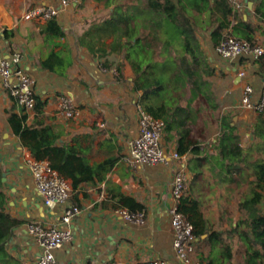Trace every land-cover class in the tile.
I'll use <instances>...</instances> for the list:
<instances>
[{
	"label": "crops",
	"instance_id": "1",
	"mask_svg": "<svg viewBox=\"0 0 264 264\" xmlns=\"http://www.w3.org/2000/svg\"><path fill=\"white\" fill-rule=\"evenodd\" d=\"M239 3L245 19L246 14H251L253 3L251 7L245 0ZM37 4L57 5V0H0V29L11 32L6 39L8 47L24 54V68L35 80V97L44 102L42 113L36 114L34 108L24 111L27 123L32 124L38 119L51 125L59 134V141L81 150L90 165L108 159L113 165L101 179L83 184L76 193L71 192L68 202L52 207L45 205L27 166V160L33 157L8 123L10 112L20 113L22 110L8 92L0 88V190L7 196L5 212L19 221L6 244V255L0 253V264H24L32 260L38 247L28 234L26 224L64 226L61 215L69 204L78 206L80 212L69 225L73 231L72 240L54 252L56 264H145L155 259L182 264L173 248L168 214L173 201L172 167L132 165L128 161L130 141L139 131L138 106L141 105V92L133 88L132 72L125 64L121 65V72L116 69L117 75H114L110 70L123 62L121 55L109 54L97 59L78 44V37L97 19L101 5L95 0H72L68 7L62 8L56 19L65 35L56 39L58 45H53L40 31L47 20L26 16ZM250 19L264 30V23L257 17L251 14ZM255 36L256 44L264 43L263 31L258 30ZM202 39L206 45L202 44ZM200 41L210 62L217 58L223 63L221 69L227 74L229 84L226 107L237 112L232 123L236 124L241 146L247 148L252 144L251 126L257 113L241 107V84L249 81L257 96L264 82V72L257 59L222 58L215 51L207 31L201 32ZM51 50H61L65 56L64 75L41 67L40 60ZM106 61L109 70L104 71L101 65ZM238 69L245 70V78H238ZM65 93L78 108L73 118H66L58 110L59 95ZM188 127L182 128L181 134L190 132L198 139L203 138L201 132L191 127L189 131ZM217 135L216 125L209 124L208 138L214 141ZM176 137V133L169 138L166 132L163 133L162 146L166 151L175 149ZM207 149L214 152L211 147ZM199 158L201 160L190 153L183 154L189 177L185 198L190 204L197 201L208 230L198 237L195 254L204 261L221 258L218 242L205 239L208 232L216 231L232 247V264H241L245 259V244L233 229L243 216L238 209L240 188L218 179L206 169V159ZM120 195L132 196L144 206L143 224L128 221L117 213ZM261 208L264 211V202Z\"/></svg>",
	"mask_w": 264,
	"mask_h": 264
},
{
	"label": "trees",
	"instance_id": "2",
	"mask_svg": "<svg viewBox=\"0 0 264 264\" xmlns=\"http://www.w3.org/2000/svg\"><path fill=\"white\" fill-rule=\"evenodd\" d=\"M95 1L101 5L98 17L78 37V44L97 59L109 54L121 55L123 62L118 63L116 69L121 72V65L129 66L133 88L141 92L143 108L164 120L163 133L166 132L168 138L177 134L175 150L181 155H195L198 160L205 158L207 170L221 181L240 188L238 209L243 216L233 229L245 244V259L241 264H264V211L261 208L264 202V108L251 126V146L242 147L236 124L232 123V112L221 109L218 94L212 88L209 76L214 71L200 41L201 32L207 31L215 46L226 32L256 43V32L264 33V30L253 24L250 16L253 14L264 23V0H249L253 9L245 19L241 4L237 6L230 0ZM40 31L53 45H58L56 39L65 35L56 17L48 19ZM10 33L2 32L5 39ZM257 61L264 72V56ZM108 64L102 62L105 67ZM40 65L60 75H64L67 67L61 50L48 52ZM35 99L34 110L36 114L42 113L44 102ZM8 123L34 159L46 160L70 181L73 193L83 184L101 179L113 165L109 159L90 165L81 150L59 141L60 136L51 125L38 119L28 124L26 112H10ZM209 124L218 129L214 141L207 136ZM188 126L201 132L203 138L198 139L190 132L181 134V129ZM208 147L214 152H208ZM117 201V209L145 215L144 206L134 197L120 195ZM6 202L7 196L0 190V253L4 256L13 228L19 223L5 212ZM179 208L192 223L197 237L207 233L206 220L197 201L190 204L184 197ZM220 235L213 231L205 238L218 242L221 254L218 261L210 258L205 261L207 264H232V247Z\"/></svg>",
	"mask_w": 264,
	"mask_h": 264
},
{
	"label": "built area",
	"instance_id": "3",
	"mask_svg": "<svg viewBox=\"0 0 264 264\" xmlns=\"http://www.w3.org/2000/svg\"><path fill=\"white\" fill-rule=\"evenodd\" d=\"M239 5L238 0H230ZM72 0H57V5L37 4L31 8L26 16L40 20H48L58 16L62 8L70 5ZM215 51L226 60L250 57L258 59L264 56V43L256 44L236 37L226 32L223 38L215 46ZM24 54L16 49L10 50L6 39L0 29V88L6 90L13 98L16 105L24 112L32 110L35 106V80L24 65ZM104 71L109 68L101 65ZM117 75V70H110ZM238 78H245L243 69L237 70ZM240 105L256 113L264 108V82L257 96L254 95L253 85L249 81L242 84ZM58 110L66 118H73L78 113V108L68 94H60L58 98ZM139 131L129 145L128 161L132 165L163 164L172 167L171 194L173 201L168 208L170 226L173 232V248L177 259L182 264H207L196 254L195 249L198 237L194 234V227L180 210L179 205L188 191V171L183 163V155L175 149L166 151L162 146L164 120L148 113L143 106H138ZM100 125H103L101 123ZM27 166L31 172L37 192L43 197L45 205L52 207L68 202L72 188L70 181L53 169L46 160L29 158ZM124 219L143 224L145 215L142 212L129 213L126 210H116ZM80 212L78 206L69 204L61 215V223L64 226H44L37 222L26 224L30 234L38 247L37 255L24 264H56L55 250L71 241L73 231L70 228L72 219ZM152 264H168L165 260L155 259Z\"/></svg>",
	"mask_w": 264,
	"mask_h": 264
},
{
	"label": "rangeland",
	"instance_id": "4",
	"mask_svg": "<svg viewBox=\"0 0 264 264\" xmlns=\"http://www.w3.org/2000/svg\"><path fill=\"white\" fill-rule=\"evenodd\" d=\"M238 1L240 2L241 0H238ZM202 40H203L202 44L206 45V43L204 42V39H202ZM107 41H109V39ZM209 54H211V56H214L212 52H210ZM221 64H223V63L220 62V60H218L217 58L213 59V61L211 62V66H213V71L214 72H213L212 75L209 76V79L212 82V88L218 94V101L220 103L221 109L223 111H225V110L226 111H231L232 114L234 115L237 112H235L232 109H229V108L226 107L227 106L226 104H228V101H229V99L227 98L228 97V93L226 92V90L228 89L229 84H228V77H226L227 74L222 71V69H221L222 65ZM113 69L116 70L115 67Z\"/></svg>",
	"mask_w": 264,
	"mask_h": 264
},
{
	"label": "water",
	"instance_id": "5",
	"mask_svg": "<svg viewBox=\"0 0 264 264\" xmlns=\"http://www.w3.org/2000/svg\"><path fill=\"white\" fill-rule=\"evenodd\" d=\"M245 2L247 3L248 7H251V5H252V2L251 1L245 0Z\"/></svg>",
	"mask_w": 264,
	"mask_h": 264
}]
</instances>
